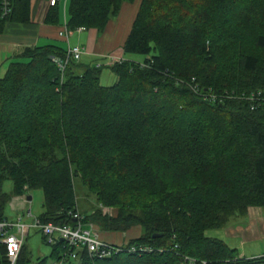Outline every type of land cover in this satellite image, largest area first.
<instances>
[{
	"label": "trees",
	"instance_id": "1",
	"mask_svg": "<svg viewBox=\"0 0 264 264\" xmlns=\"http://www.w3.org/2000/svg\"><path fill=\"white\" fill-rule=\"evenodd\" d=\"M33 1L15 0L0 33L30 23ZM37 1L46 24H60L64 1L69 31L102 34L136 0ZM123 50L112 64L70 60L62 72L53 58L67 49L49 43L9 64L0 77V220L13 196L41 189V223L75 225L79 212L100 231H140L110 258L75 247L63 264H264L206 234L264 207V0H140ZM104 66L117 76L111 86L100 82ZM77 178L96 196L91 213L78 207ZM53 246L61 260L67 245ZM17 264H31L25 246Z\"/></svg>",
	"mask_w": 264,
	"mask_h": 264
},
{
	"label": "crops",
	"instance_id": "2",
	"mask_svg": "<svg viewBox=\"0 0 264 264\" xmlns=\"http://www.w3.org/2000/svg\"><path fill=\"white\" fill-rule=\"evenodd\" d=\"M61 6L63 11L59 25H50L44 22V7L37 0H34L32 4L30 23L10 22L6 24L4 31L0 33V77L5 74L9 64L22 55L25 48L49 43L57 44L65 49H68L69 46L83 47L84 53L79 63L81 65H86V63L87 65H98L105 61L111 64L112 57L117 61L125 58L123 50L125 39L122 37L124 33H122L121 26L125 18L128 17L131 3L123 4L117 20L110 21L102 34L96 29L75 30L70 32L68 39L60 35V32L64 30V1ZM137 11L138 8L136 13ZM118 37L119 43L117 42ZM107 56L111 59L106 58ZM104 58L106 60H102ZM16 197L18 196H15V199ZM16 200H18L16 205L20 209L27 207V203L24 201ZM12 206L15 207L14 203ZM128 232H135L131 236L133 237L140 231L125 233L128 234ZM219 232L220 237L222 236L221 239L225 240L230 247L237 249L241 257L264 256V207H249L245 216L237 217ZM100 233L103 240L111 242L109 239L113 238V232L100 231ZM252 245H255V248Z\"/></svg>",
	"mask_w": 264,
	"mask_h": 264
},
{
	"label": "built area",
	"instance_id": "3",
	"mask_svg": "<svg viewBox=\"0 0 264 264\" xmlns=\"http://www.w3.org/2000/svg\"><path fill=\"white\" fill-rule=\"evenodd\" d=\"M60 1L62 0H50V4L56 5ZM14 2L15 0H0V21L12 15L14 11ZM83 29L84 28H79L78 30ZM70 32L71 31L67 29L65 21L64 30L60 32V35L68 39ZM83 53V47L69 46L65 58L61 59L54 57L53 60L57 62L59 68L63 72L70 60L79 61ZM258 94L261 96L260 93ZM16 199H20L25 203L31 202L27 194L19 195ZM71 214L75 218V225L54 224L53 222L41 223L39 217H36L33 223L27 222L21 216L17 219L5 217L0 220V264H17L24 246L25 236L32 228L41 231L49 244L54 245L58 241H63L67 245L68 249L63 253L61 260L54 264H63L65 260L76 258L77 254L75 247L78 249L86 248L91 257L99 259L110 258L122 251L121 244H113L103 240L99 229L94 224L84 223V217L79 212ZM31 216L32 212L29 210L27 217L30 218ZM137 249L146 250L147 247H130L131 251H137ZM186 259L187 264H208L205 260L197 261L193 258Z\"/></svg>",
	"mask_w": 264,
	"mask_h": 264
},
{
	"label": "rangeland",
	"instance_id": "4",
	"mask_svg": "<svg viewBox=\"0 0 264 264\" xmlns=\"http://www.w3.org/2000/svg\"><path fill=\"white\" fill-rule=\"evenodd\" d=\"M140 0H136L134 3H131V10L128 12V17L125 18L122 24L121 30L122 37L126 40L127 36L129 35L133 20L135 19L136 10L138 8ZM118 17V16H117ZM117 17L114 18L112 21H116ZM119 19V18H118ZM121 37V38H122ZM120 38V40H121ZM122 38V40H124ZM117 42L119 43V37L117 38ZM42 43V41H40ZM142 60H144V55H137ZM117 61L114 57H112L111 64ZM87 65V63H86ZM117 81L116 74L107 66H104L102 68L101 74H100V82L102 85L105 86H111ZM76 191H77V203L80 211L84 214L91 213L96 207H97V200L94 193L90 192L83 184L80 178L76 179ZM2 188L5 192L11 193L13 188V182L10 179H7L4 181ZM32 196L31 202L27 203V207L20 209L16 203L18 200L15 199V196L12 197L11 202L8 203V205L5 208V216L8 218H14L17 219L18 217H23L24 220H26L29 223H33L35 221L36 217H39V215L44 211L43 207V192L41 189L33 190L30 192ZM12 203H14L15 207L12 206ZM31 210L32 216L29 218L27 217L28 211ZM104 213H115V210L112 208L104 207L103 208ZM100 231V230H99ZM221 229H212L208 230L206 234L209 237H220ZM135 232H128L126 234L125 232H113L112 236L113 238H110L109 240L111 242H114L116 244H126L128 241V238H130ZM138 234V232L135 234V236ZM222 234V232H221ZM101 235V233H100ZM223 235V234H222ZM102 238V237H101ZM24 246L26 249V254L31 259V264H34L38 259H45V261L48 264H54L56 263L58 259L57 254H53V248L54 246L52 244L47 243L45 237L43 236L42 232L39 231L36 228H32L25 236L24 239ZM255 248V245H252ZM63 252L62 250H59V254ZM256 252V251H255Z\"/></svg>",
	"mask_w": 264,
	"mask_h": 264
},
{
	"label": "water",
	"instance_id": "5",
	"mask_svg": "<svg viewBox=\"0 0 264 264\" xmlns=\"http://www.w3.org/2000/svg\"><path fill=\"white\" fill-rule=\"evenodd\" d=\"M28 199L31 200L32 199V196L31 195H28Z\"/></svg>",
	"mask_w": 264,
	"mask_h": 264
}]
</instances>
